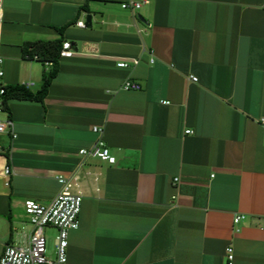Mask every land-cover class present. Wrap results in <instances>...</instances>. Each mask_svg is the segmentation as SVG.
Masks as SVG:
<instances>
[{"label": "crops", "instance_id": "1", "mask_svg": "<svg viewBox=\"0 0 264 264\" xmlns=\"http://www.w3.org/2000/svg\"><path fill=\"white\" fill-rule=\"evenodd\" d=\"M1 11L8 87L36 93L51 67L24 56L27 42L62 39L75 55L43 102L7 99L18 136L0 134V256L33 230L25 201L50 204L58 175L77 174L68 264H264V0H3ZM99 138L116 163L79 154ZM45 233L55 245L56 229Z\"/></svg>", "mask_w": 264, "mask_h": 264}, {"label": "built area", "instance_id": "2", "mask_svg": "<svg viewBox=\"0 0 264 264\" xmlns=\"http://www.w3.org/2000/svg\"><path fill=\"white\" fill-rule=\"evenodd\" d=\"M2 1L0 0V22L2 21ZM147 2L129 1L123 3L122 7L124 9H140ZM77 25L86 27L85 22L81 20L77 22ZM60 55L62 58L75 55L70 42H64ZM138 63V58H124L117 61V66L128 68L130 64L137 65ZM4 64L5 59L0 55V134L9 135L13 142L18 135L14 122L6 113L8 86L4 82ZM46 64L52 66V62H47ZM190 78L197 81V77L194 75H191ZM122 88L126 91L139 90L141 85L138 82L127 79L123 83ZM261 125L264 128V117L261 118ZM93 130L102 134L101 128L94 127ZM186 132L191 133L192 131L187 130ZM3 151L4 148L0 145V153ZM79 154L83 158L91 157L111 164L116 163V157L111 153L110 148L102 138H99L92 147L82 149ZM3 174L5 177H9L11 174L9 165L5 166ZM57 179L61 185V190L50 204L44 205L33 199L25 201V211L33 226V230L24 244L5 245L0 256V264H68L69 232L77 230L80 226V214L85 193L81 179L77 174L71 176L61 174L58 175ZM175 180L177 181L178 179ZM95 181H99V175L95 176ZM97 191H99L98 188ZM246 218L247 215L238 214L233 219L234 224L239 225ZM47 227H54L57 230L54 257L48 255V241L45 233ZM237 231H240V229L237 228ZM227 253L231 262L234 259L233 248L229 247Z\"/></svg>", "mask_w": 264, "mask_h": 264}, {"label": "trees", "instance_id": "3", "mask_svg": "<svg viewBox=\"0 0 264 264\" xmlns=\"http://www.w3.org/2000/svg\"><path fill=\"white\" fill-rule=\"evenodd\" d=\"M83 9L88 10L87 4L84 5ZM63 44L64 41L62 39L49 41L38 40L25 43L23 45V54L26 58L36 59L44 64L52 62V66L44 75L42 88L36 93L23 85L9 86L7 87V99L17 98L43 102L53 80L59 73V62L62 58L60 52L63 48Z\"/></svg>", "mask_w": 264, "mask_h": 264}, {"label": "rangeland", "instance_id": "4", "mask_svg": "<svg viewBox=\"0 0 264 264\" xmlns=\"http://www.w3.org/2000/svg\"><path fill=\"white\" fill-rule=\"evenodd\" d=\"M56 229V228H54ZM57 231V230H56ZM47 234V241H48V255L50 257H53L54 256V252H55V245H54V241H53V238H52V235L51 233H46Z\"/></svg>", "mask_w": 264, "mask_h": 264}, {"label": "water", "instance_id": "5", "mask_svg": "<svg viewBox=\"0 0 264 264\" xmlns=\"http://www.w3.org/2000/svg\"><path fill=\"white\" fill-rule=\"evenodd\" d=\"M86 27H92V15H87L86 20H85Z\"/></svg>", "mask_w": 264, "mask_h": 264}]
</instances>
